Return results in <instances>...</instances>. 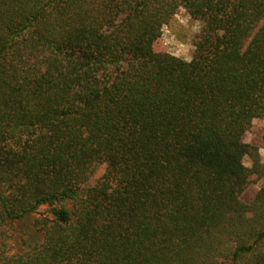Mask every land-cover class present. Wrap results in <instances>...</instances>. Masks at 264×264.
Here are the masks:
<instances>
[{"label": "trees", "instance_id": "obj_1", "mask_svg": "<svg viewBox=\"0 0 264 264\" xmlns=\"http://www.w3.org/2000/svg\"><path fill=\"white\" fill-rule=\"evenodd\" d=\"M261 118L264 0H0V264H264Z\"/></svg>", "mask_w": 264, "mask_h": 264}, {"label": "rangeland", "instance_id": "obj_2", "mask_svg": "<svg viewBox=\"0 0 264 264\" xmlns=\"http://www.w3.org/2000/svg\"><path fill=\"white\" fill-rule=\"evenodd\" d=\"M203 25L190 17L184 9L179 10L168 25L162 27L161 37L156 42L157 51H164L190 61L195 53V42L202 31ZM245 142L258 147L261 160L264 163V118L256 119L245 135ZM247 166L252 161L246 158ZM104 167H100L97 176L102 175ZM264 188V178L253 179V182L243 195V200L250 203L260 189Z\"/></svg>", "mask_w": 264, "mask_h": 264}]
</instances>
